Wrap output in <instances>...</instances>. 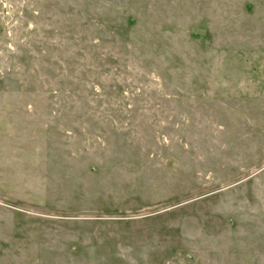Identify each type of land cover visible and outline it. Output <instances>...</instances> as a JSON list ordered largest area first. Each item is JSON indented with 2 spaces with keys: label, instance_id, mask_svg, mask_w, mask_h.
Returning <instances> with one entry per match:
<instances>
[{
  "label": "rangeland",
  "instance_id": "rangeland-1",
  "mask_svg": "<svg viewBox=\"0 0 264 264\" xmlns=\"http://www.w3.org/2000/svg\"><path fill=\"white\" fill-rule=\"evenodd\" d=\"M0 264H264V0H0Z\"/></svg>",
  "mask_w": 264,
  "mask_h": 264
}]
</instances>
